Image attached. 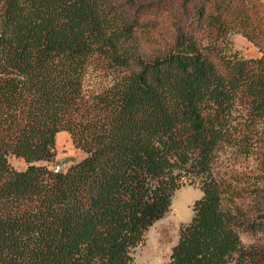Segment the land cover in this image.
<instances>
[{"label":"trees","instance_id":"obj_1","mask_svg":"<svg viewBox=\"0 0 264 264\" xmlns=\"http://www.w3.org/2000/svg\"><path fill=\"white\" fill-rule=\"evenodd\" d=\"M95 61L116 76L86 95ZM60 132L86 157L56 172ZM227 149L264 154V0H0V264H132L185 186L203 195L165 264H264Z\"/></svg>","mask_w":264,"mask_h":264},{"label":"rangeland","instance_id":"obj_2","mask_svg":"<svg viewBox=\"0 0 264 264\" xmlns=\"http://www.w3.org/2000/svg\"><path fill=\"white\" fill-rule=\"evenodd\" d=\"M135 1L138 4H145L156 0ZM232 41L234 49L244 57L259 58L262 56L259 49L240 33H234ZM115 76L114 68L106 62H93L84 77V92L86 95L100 93L113 83ZM68 135V143L58 146L55 161L65 170L86 157L83 151L75 147L69 133ZM11 162L18 170L26 167V164L18 158L12 157ZM217 170L221 179L230 183L235 189L233 209L239 216L248 220L264 214V154L258 158L246 159L236 156L233 149H227L220 153ZM202 195V191L196 186H185L177 191L169 212L149 228L143 244L132 250V264H165L168 262L179 240L181 227L192 220L193 204ZM240 236L247 246L264 241L263 233L242 232Z\"/></svg>","mask_w":264,"mask_h":264},{"label":"crops","instance_id":"obj_3","mask_svg":"<svg viewBox=\"0 0 264 264\" xmlns=\"http://www.w3.org/2000/svg\"><path fill=\"white\" fill-rule=\"evenodd\" d=\"M69 141V135L67 132H60L58 135H57V148L58 146H63V144H67ZM15 158V157H14ZM19 159V158H18ZM19 160H22V159H19ZM23 161V160H22ZM24 162V161H23ZM25 163V162H24ZM26 164V163H25ZM25 168V167H24ZM23 168V169H24Z\"/></svg>","mask_w":264,"mask_h":264},{"label":"built area","instance_id":"obj_4","mask_svg":"<svg viewBox=\"0 0 264 264\" xmlns=\"http://www.w3.org/2000/svg\"><path fill=\"white\" fill-rule=\"evenodd\" d=\"M52 169L57 172V171L61 170V166L58 165L57 163H55V164L52 165Z\"/></svg>","mask_w":264,"mask_h":264}]
</instances>
